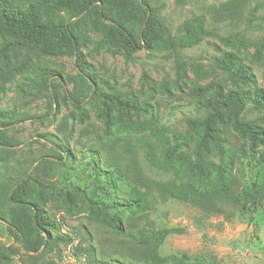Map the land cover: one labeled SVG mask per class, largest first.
<instances>
[{
    "label": "rangeland",
    "instance_id": "374dc122",
    "mask_svg": "<svg viewBox=\"0 0 264 264\" xmlns=\"http://www.w3.org/2000/svg\"><path fill=\"white\" fill-rule=\"evenodd\" d=\"M93 1L41 11L78 24V41L52 51L0 30V264H264V0L237 13L231 0H138L135 48L123 37L113 50L97 49L89 18L112 21ZM222 93L243 99L255 141L232 127V105L218 108ZM217 110L222 180L240 200L209 211L165 198L164 183L194 174L203 128L191 122ZM136 197L143 207L111 208Z\"/></svg>",
    "mask_w": 264,
    "mask_h": 264
},
{
    "label": "trees",
    "instance_id": "16d2710c",
    "mask_svg": "<svg viewBox=\"0 0 264 264\" xmlns=\"http://www.w3.org/2000/svg\"><path fill=\"white\" fill-rule=\"evenodd\" d=\"M81 0H0V30L4 29L11 35L19 38V41L29 47L39 48L45 51H52L54 44H74L78 41L75 30L77 23H70L69 18H62L58 22L47 20L42 22L41 11L49 12L51 9L63 11L66 8L77 9ZM246 0H231L230 8L234 13L242 9ZM100 2L103 16L112 21L106 23L102 17H90L88 22L90 27L97 31L101 37L98 41L97 49L113 50L119 39L125 37L128 40V47L135 48L132 37V29L139 24L138 15L142 9L138 0H94ZM142 22H140L141 28ZM80 27V26H79ZM42 50V51H43ZM127 57L130 55L127 53ZM223 61L230 63V56H225ZM246 67L240 66L237 70L242 77L249 78ZM48 75L49 73H43ZM255 107L264 108V89L256 88ZM218 108L226 109L228 105L234 107L232 117V127L241 134L248 135L253 141L257 139L258 131L250 122L239 118L238 114L244 110L243 99L236 93L220 95ZM136 108V106H133ZM214 120L222 121V113L217 110L209 114L204 120L192 121L193 126L201 125L203 133L200 135L197 147L193 152L191 160V170L194 171L192 179L186 182H176L170 180L161 187L162 195L165 198H176L189 201L197 205L206 207L209 211L215 209L217 202L228 197H235L240 200V193L225 184L222 176L225 173L226 165L223 162V155L219 143L221 138L215 135ZM212 145L218 150L217 161L203 155L210 154L209 146ZM182 144L169 146L162 155V161H170L177 156ZM215 166L218 180L212 186L206 187L208 182L207 166ZM235 193V194H234ZM237 193V194H236ZM144 198L136 197L131 199H114L111 208H141L144 206ZM37 222L40 220L38 212L34 214ZM117 230L120 226L115 224ZM167 233V232H166ZM162 234V236L166 235Z\"/></svg>",
    "mask_w": 264,
    "mask_h": 264
}]
</instances>
